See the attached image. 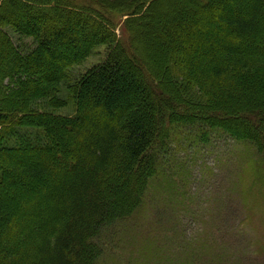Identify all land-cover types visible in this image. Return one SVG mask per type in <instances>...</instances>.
Wrapping results in <instances>:
<instances>
[{
  "label": "trees",
  "instance_id": "1",
  "mask_svg": "<svg viewBox=\"0 0 264 264\" xmlns=\"http://www.w3.org/2000/svg\"><path fill=\"white\" fill-rule=\"evenodd\" d=\"M0 53V264H101L102 233L172 184L181 126L264 158V0H0ZM262 200L227 217L238 232ZM204 244L183 264L241 261Z\"/></svg>",
  "mask_w": 264,
  "mask_h": 264
},
{
  "label": "rangeland",
  "instance_id": "2",
  "mask_svg": "<svg viewBox=\"0 0 264 264\" xmlns=\"http://www.w3.org/2000/svg\"><path fill=\"white\" fill-rule=\"evenodd\" d=\"M167 16L170 17L169 13ZM125 18L116 17L119 37L122 33L119 28ZM12 35L17 44L26 47L18 34ZM91 35L88 29L87 37ZM105 53L106 47H99L90 60L78 69L85 71L103 60ZM0 55L2 58L4 54ZM190 125L186 127H191L192 131L181 126L168 137V149L172 154L168 159L171 162L166 161L157 173L164 178L170 177L172 184L168 187L169 180L166 178L164 183L154 182L153 185H156L151 187L142 208H137L133 214L102 233L105 253L101 264L189 263L192 259L186 258H192V252H196L197 256L201 254L207 240L215 251L226 253L230 260L241 259L240 263L234 264H264V158L253 155L255 148L237 142L219 129L210 132L202 143L198 137L199 130L209 127ZM167 153L166 150L160 151L156 157L161 158ZM174 188L182 196L173 197ZM255 198H263L258 202L260 211L251 214L256 219L241 226L238 232L237 224L243 219L239 213L248 215L247 207L254 203ZM172 199L177 206L170 202ZM228 216L239 220L229 222ZM212 220L217 222L210 230ZM227 235L243 236L246 240L250 239L251 245L232 247L231 242L235 239L229 237L225 240L231 250L221 251L218 239ZM16 248L20 249V244ZM202 256L206 261L204 254ZM198 260L195 262H204Z\"/></svg>",
  "mask_w": 264,
  "mask_h": 264
}]
</instances>
